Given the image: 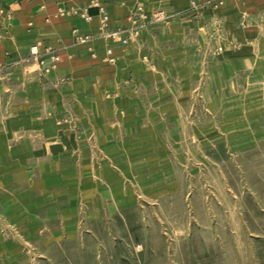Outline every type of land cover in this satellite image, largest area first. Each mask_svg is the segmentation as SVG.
<instances>
[{
	"label": "crops",
	"instance_id": "crops-1",
	"mask_svg": "<svg viewBox=\"0 0 264 264\" xmlns=\"http://www.w3.org/2000/svg\"><path fill=\"white\" fill-rule=\"evenodd\" d=\"M90 1L0 0V205L17 212L19 224L25 212L55 219L107 188L124 192L121 174L102 152L117 148L113 161L138 176L147 162L138 157V132L152 126L142 118L160 117L163 129L164 117L179 115L180 102L189 98L180 75L171 92V67L193 74L209 68L211 87H221L215 100L245 98L236 85L264 83V0H98L107 29L130 36L125 45L104 38L103 12ZM157 10L168 22L149 23L134 35L135 14ZM209 20L226 37L217 54L203 43ZM33 44L41 52L48 47L59 61L39 56L48 67L42 71L39 58L28 59ZM107 47L114 63L104 61ZM123 144L134 150L121 159ZM107 178L117 182L106 187Z\"/></svg>",
	"mask_w": 264,
	"mask_h": 264
},
{
	"label": "rangeland",
	"instance_id": "rangeland-1",
	"mask_svg": "<svg viewBox=\"0 0 264 264\" xmlns=\"http://www.w3.org/2000/svg\"><path fill=\"white\" fill-rule=\"evenodd\" d=\"M191 5L198 11L199 5ZM137 16L134 35L149 23L168 22L162 10ZM107 23L106 13L104 38L125 45L130 36L108 30ZM211 23L203 25V43L217 54L226 37ZM41 55L53 65L59 61L48 47L41 52L31 45L28 59L39 58L42 71L48 67ZM104 61L115 62L111 47ZM151 71L161 76V69ZM168 72L171 92L180 75L185 81L179 87L189 98L180 102L179 115L164 117L163 129L160 117L142 118L152 128L138 132V157L147 160L138 176L115 163L117 148L107 146L102 155L121 174L124 192L107 188L98 200L55 219L25 212L20 224L17 212L0 205V264H264V83L236 85L245 98L215 100L221 87H211L209 68ZM129 136L134 139V133ZM130 149L123 144L121 159ZM115 182L107 178L106 187Z\"/></svg>",
	"mask_w": 264,
	"mask_h": 264
},
{
	"label": "built area",
	"instance_id": "built-area-1",
	"mask_svg": "<svg viewBox=\"0 0 264 264\" xmlns=\"http://www.w3.org/2000/svg\"><path fill=\"white\" fill-rule=\"evenodd\" d=\"M93 5L99 7L100 11L103 12V14H106L105 11L103 10L102 6L99 5L98 0H96L95 3H93ZM105 18H106V16H105ZM31 52L33 54H38V49L36 47H33V48H31Z\"/></svg>",
	"mask_w": 264,
	"mask_h": 264
}]
</instances>
